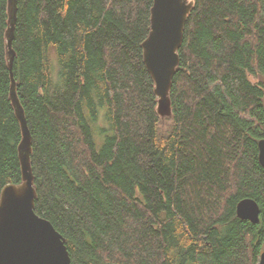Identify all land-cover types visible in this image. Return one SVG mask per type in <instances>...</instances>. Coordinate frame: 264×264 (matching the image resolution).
Returning <instances> with one entry per match:
<instances>
[{
    "label": "trees",
    "instance_id": "obj_1",
    "mask_svg": "<svg viewBox=\"0 0 264 264\" xmlns=\"http://www.w3.org/2000/svg\"><path fill=\"white\" fill-rule=\"evenodd\" d=\"M192 1L160 117L141 47L153 0H16L11 71L0 0V191L22 180L11 72L34 212L71 264H257L264 250V0ZM244 198L257 223L236 216Z\"/></svg>",
    "mask_w": 264,
    "mask_h": 264
},
{
    "label": "water",
    "instance_id": "obj_2",
    "mask_svg": "<svg viewBox=\"0 0 264 264\" xmlns=\"http://www.w3.org/2000/svg\"><path fill=\"white\" fill-rule=\"evenodd\" d=\"M7 2L5 52L11 71L16 0ZM192 5V0H153L150 8V29L141 47L143 63L153 80L156 112L160 117L171 114V80L179 62L177 51L182 43L184 23ZM9 98L21 132L18 158L22 180L20 184L6 185L0 191V264H71L62 236L48 220L34 212L36 192L29 159L31 135L11 72ZM257 148L258 162L264 167V139L257 142ZM235 213L238 218L251 223L259 220V206L251 198L241 199ZM257 264H264V250Z\"/></svg>",
    "mask_w": 264,
    "mask_h": 264
},
{
    "label": "rangeland",
    "instance_id": "obj_3",
    "mask_svg": "<svg viewBox=\"0 0 264 264\" xmlns=\"http://www.w3.org/2000/svg\"><path fill=\"white\" fill-rule=\"evenodd\" d=\"M54 72H55V71H54ZM250 79H251L253 82L257 81L256 78H254V77H252V76H250ZM96 142L99 144V143H100V138H99V140L97 139Z\"/></svg>",
    "mask_w": 264,
    "mask_h": 264
}]
</instances>
